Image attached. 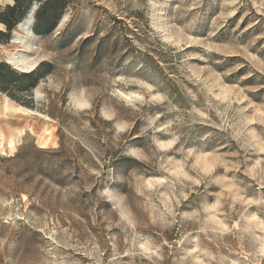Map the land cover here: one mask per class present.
Here are the masks:
<instances>
[{
	"label": "rangeland",
	"instance_id": "obj_1",
	"mask_svg": "<svg viewBox=\"0 0 264 264\" xmlns=\"http://www.w3.org/2000/svg\"><path fill=\"white\" fill-rule=\"evenodd\" d=\"M10 57L51 67L0 91V264H264V0H79Z\"/></svg>",
	"mask_w": 264,
	"mask_h": 264
},
{
	"label": "trees",
	"instance_id": "obj_2",
	"mask_svg": "<svg viewBox=\"0 0 264 264\" xmlns=\"http://www.w3.org/2000/svg\"><path fill=\"white\" fill-rule=\"evenodd\" d=\"M78 1L79 0H14L12 5H7L0 11V24L5 27V30H0V42L8 43L15 27L23 23L32 11L31 31L37 36H45L53 32L57 28L66 10L78 4ZM50 67V63H41L35 70L26 73L12 69L7 64L1 62L0 91L22 106L34 109L35 106H33L32 102L21 100L19 94L24 92H26V94L31 93L33 88L37 86L39 79L45 73H48L46 68ZM23 150L24 148L21 147L13 158H4L0 156V163L8 165L16 160L22 161L25 156ZM50 152V150L35 147V169L37 174L41 176V179L33 185L31 184L32 182H27L28 185H32L31 192H25L29 198H32L35 194H38L40 198L45 195L50 188V183L47 182L46 178L51 179L55 184L63 185L60 180V176L62 175L61 169L56 171L57 174L54 177L48 174L53 171L48 169L44 156ZM1 167L4 166L0 165V172L3 170L4 172L11 173L10 168ZM18 176L21 177L20 174Z\"/></svg>",
	"mask_w": 264,
	"mask_h": 264
},
{
	"label": "bare ground",
	"instance_id": "obj_3",
	"mask_svg": "<svg viewBox=\"0 0 264 264\" xmlns=\"http://www.w3.org/2000/svg\"><path fill=\"white\" fill-rule=\"evenodd\" d=\"M32 14L33 11L29 14V16L23 21V23L20 24V26L22 28L27 29L28 31H30L31 28H29L30 23L32 21ZM38 58V57H37ZM40 58V57H39ZM10 61L18 67L19 70L21 71H26L27 69H32L33 67H35L38 64V59L37 60H26L24 58L21 57H10L9 58ZM15 111H23L22 108L16 107Z\"/></svg>",
	"mask_w": 264,
	"mask_h": 264
},
{
	"label": "water",
	"instance_id": "obj_4",
	"mask_svg": "<svg viewBox=\"0 0 264 264\" xmlns=\"http://www.w3.org/2000/svg\"><path fill=\"white\" fill-rule=\"evenodd\" d=\"M37 66H38V64L34 68H36Z\"/></svg>",
	"mask_w": 264,
	"mask_h": 264
}]
</instances>
